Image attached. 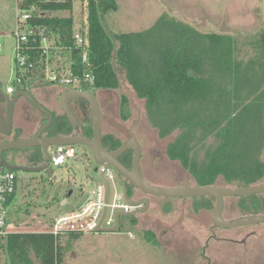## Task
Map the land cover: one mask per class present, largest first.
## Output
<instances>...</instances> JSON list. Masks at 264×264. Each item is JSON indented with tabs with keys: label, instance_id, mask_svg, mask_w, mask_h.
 Here are the masks:
<instances>
[{
	"label": "rangeland",
	"instance_id": "374dc122",
	"mask_svg": "<svg viewBox=\"0 0 264 264\" xmlns=\"http://www.w3.org/2000/svg\"><path fill=\"white\" fill-rule=\"evenodd\" d=\"M118 5V11L104 17V24L110 32L144 31L164 13L203 33H223L238 39L250 38L264 30V0H119ZM52 16L71 18L75 29L86 28L89 0H73L72 11L54 12ZM16 26L15 1L0 0L2 123L6 120L8 105L2 96L6 94L4 84L13 85L17 78L15 39L11 36ZM117 73L120 79L117 89L92 90L102 105L103 140L111 136L123 145L138 139L142 149L141 173L153 186H196L195 178L181 162L170 159L167 154L168 146L178 134L160 138L158 131L149 124L145 100L140 99L128 84L124 71L117 69ZM65 89L47 85L35 88L32 94L55 118H63L65 112L61 107V95ZM78 105L74 102L71 108L81 130L73 128L70 135L92 137L91 111L78 116ZM45 122L46 117L41 112L21 99L14 110L12 132L5 136L0 133V142L27 139ZM54 133L55 130L48 129L44 136L57 137ZM37 150L20 151L17 156L20 165L41 166L43 162L34 164L31 159ZM52 151L51 147L49 153ZM69 151L72 156L61 167L50 165L41 173L17 172L19 194L16 204L22 209L13 215L12 221L18 232L45 230L46 223L76 211L94 191L100 179L101 165L96 162L92 150L75 146ZM261 159L264 163V147ZM116 184L122 187V178L118 174ZM65 199L67 203L62 206ZM146 200L150 204L146 211L133 217H121L118 232H80L79 239L72 238L69 233L60 234L65 252L64 264H264V224L214 229L215 202L209 208L207 201L199 198L148 196ZM263 202L264 199L262 206ZM245 212L246 208L240 204L239 198L225 199L223 214L226 221L251 216ZM148 234L157 240V246L147 240ZM1 246L0 243V264H11ZM35 264L39 263L35 260Z\"/></svg>",
	"mask_w": 264,
	"mask_h": 264
},
{
	"label": "trees",
	"instance_id": "16d2710c",
	"mask_svg": "<svg viewBox=\"0 0 264 264\" xmlns=\"http://www.w3.org/2000/svg\"><path fill=\"white\" fill-rule=\"evenodd\" d=\"M118 1L89 0L90 70L96 76V83L89 88L117 89V69L124 71L128 84L145 100L149 124L159 137L178 134L167 154L181 162L197 185L249 187L261 183L264 30L238 39L223 33H203L164 13L144 31L110 32L104 17L118 11ZM42 8L47 16L34 18L29 24L46 29L63 46H73V20L52 16L54 12L72 11L73 0L51 1ZM75 56L81 61L77 53ZM73 128L65 114L63 118L54 115L49 130L63 137L71 136ZM103 144L111 152L122 146L111 136ZM133 155L126 152L121 163L132 167ZM31 159L34 164H44L40 149ZM262 197L264 194L239 198L247 215H262ZM199 199L207 201L209 208L216 203L214 198ZM21 209L18 207L17 213ZM69 235L79 239L82 234ZM147 240L158 245L151 234ZM0 243L11 264H35V260L39 264L65 262L60 238L52 234L20 232L0 238Z\"/></svg>",
	"mask_w": 264,
	"mask_h": 264
},
{
	"label": "built area",
	"instance_id": "2783aa9c",
	"mask_svg": "<svg viewBox=\"0 0 264 264\" xmlns=\"http://www.w3.org/2000/svg\"><path fill=\"white\" fill-rule=\"evenodd\" d=\"M51 1L16 0L17 26L11 36L15 39L17 78L13 85L4 84L9 97L19 91H33L47 85L84 90L96 83V76L90 70L88 27L75 30L73 46H63L59 42L60 39L49 35L46 29L29 24L34 18L47 16L48 12L42 5ZM76 53L81 59L79 62L75 58ZM69 148L73 147H53L52 153H49L50 165H65L72 156ZM101 174H104L109 186L108 197L107 187L99 179L94 191L87 196V199L93 196L91 201L86 202V199L76 211L53 218L51 222L46 223L45 230L24 232L46 233L59 237L60 234L95 231L99 225L102 228H114L117 214L132 212L134 207L125 199L123 188L116 184L117 172L111 167L107 169L106 165H101ZM18 187L17 172L6 167L4 158L0 155V238L20 233L13 227L15 223L12 221L18 209Z\"/></svg>",
	"mask_w": 264,
	"mask_h": 264
},
{
	"label": "water",
	"instance_id": "95a60500",
	"mask_svg": "<svg viewBox=\"0 0 264 264\" xmlns=\"http://www.w3.org/2000/svg\"><path fill=\"white\" fill-rule=\"evenodd\" d=\"M55 1V0H52ZM26 99L34 108L41 112L46 117V122L41 125L39 130L30 138L10 142H0V155L8 151L40 149L44 157V164L41 166H22L10 163L4 159L6 167L16 172L28 173H41L50 167L51 156L49 148L55 146H85L92 150L94 158L100 165H106V168H113L117 174L124 178L122 188L124 191L125 199L134 207L132 212L118 213L116 216V224L114 228H102L99 225L96 232H118L120 230L121 217H133L138 213H143L150 206L148 200H134L130 198L128 191V183H132L141 192L152 197L161 198H214L216 200L213 222L214 229H236L247 226L264 224V215L246 216L233 221H226L224 218L223 210L226 198H242L251 197L264 194V182L249 187H222V186H199L196 185L192 188H161L149 184L142 176L141 173V159L142 149L137 139H133L123 144L116 151H108L102 138V124H103V111L98 98L83 90H72L61 96V107L75 130L78 131L79 123L76 119L70 102L73 99H83L91 106V120L93 136L87 137L83 134L53 137V138H40L41 135L53 124L54 115L41 105L38 100L28 91H20L10 98L8 105L7 123L4 124L0 121V132L3 134H10L13 129V116L16 103L19 99ZM126 152H133L132 167L128 168L123 165L120 158ZM102 180L107 187V197L109 196V186L104 178V174H100ZM71 195V194H70ZM93 199L89 196L86 202ZM67 199L62 202V206L66 205ZM144 207V208H142ZM105 210V214H106ZM104 214V215H105Z\"/></svg>",
	"mask_w": 264,
	"mask_h": 264
},
{
	"label": "flooded vegetation",
	"instance_id": "af4514ba",
	"mask_svg": "<svg viewBox=\"0 0 264 264\" xmlns=\"http://www.w3.org/2000/svg\"><path fill=\"white\" fill-rule=\"evenodd\" d=\"M72 90H74V89H65L64 91H63V94H66L67 92H70V91H72ZM83 91H88V92H90V93H92V94H94V92L92 91V90H89V89H84ZM20 92V91H19ZM29 92V91H28ZM16 93H18V92H16ZM15 93V94H16ZM31 93V92H30ZM14 94V95H15ZM32 94V93H31ZM62 94V95H63ZM61 95V96H62ZM95 95V94H94ZM2 96H3V99H4V102L5 103H7L8 105H9V102H10V98L11 97H9L7 94H2ZM96 96V95H95ZM97 97V96H96ZM21 99H23V98H21ZM21 99H19L18 101H17V103H16V106H17V104H18V102L21 100ZM26 100V99H25ZM27 101V100H26ZM28 102V101H27ZM74 102H78L79 103V105H78V107H79V113H78V116H81L82 114L83 115H86V114H88L89 113V111H91V106H90V104L87 102V101H85V100H83V99H73V100H71V102H70V105L72 104V103H74ZM8 105H7V114H6V120H5V122H4V124H6L7 123V115H8ZM100 105H101V103H100ZM16 106H15V109H16ZM101 108H102V105H101ZM76 111H77V109H75ZM2 113H4V108H3V111H2ZM0 117H1V115H0ZM79 123V122H78ZM52 126V125H51ZM51 126L49 127V128H51ZM41 127V126H40ZM39 127V128H40ZM48 128V129H49ZM47 129V130H48ZM39 130V129H38ZM37 130V131H38ZM46 130V131H47ZM81 130V125L79 124V128H78V131H80ZM46 131L41 135V137L40 138H53L54 136L53 135H48V136H44V134L46 133ZM1 133V132H0ZM2 135H9V134H3V133H1ZM11 134V133H10ZM33 136V135H32ZM31 136V137H32ZM30 138V137H29ZM28 139V138H27ZM138 140V139H137ZM3 142H5V141H3ZM9 142V141H8ZM53 148V147H52ZM36 149H38V148H36ZM50 149V148H49ZM20 151H22V150H19V151H8V152H6V153H4V156H3V158L4 159H6V160H8L10 163H12V164H16V165H20L21 163L18 161V153L20 152ZM24 151H27V150H24ZM35 167H37V166H35ZM128 168H131V167H128ZM119 175V174H118ZM120 176V175H119ZM121 177V176H120ZM122 178V182L124 181V178L123 177H121ZM127 186H128V191H129V196H130V198H132V199H134V200H146L147 199V197L149 196V195H146V194H144L143 192H141L138 188H136V186L135 185H133L132 183H128L127 184ZM151 197V196H150Z\"/></svg>",
	"mask_w": 264,
	"mask_h": 264
},
{
	"label": "crops",
	"instance_id": "0c3cea01",
	"mask_svg": "<svg viewBox=\"0 0 264 264\" xmlns=\"http://www.w3.org/2000/svg\"><path fill=\"white\" fill-rule=\"evenodd\" d=\"M10 1H13V0H10ZM15 1V3H16V8H17V2H16V0H14Z\"/></svg>",
	"mask_w": 264,
	"mask_h": 264
}]
</instances>
